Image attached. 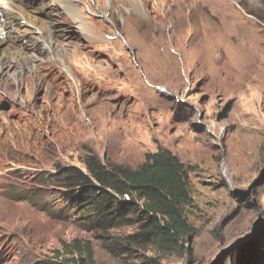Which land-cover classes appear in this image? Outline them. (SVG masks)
<instances>
[{
	"label": "rangeland",
	"instance_id": "rangeland-1",
	"mask_svg": "<svg viewBox=\"0 0 264 264\" xmlns=\"http://www.w3.org/2000/svg\"><path fill=\"white\" fill-rule=\"evenodd\" d=\"M27 1L36 26L17 20L33 32H13L22 47L0 59V264H76L75 244H89L93 264H211L260 222L224 262L238 264L264 241V183L246 193L264 170V0H219L222 16L204 0H142L144 17L121 0ZM159 150L189 173L195 232L182 257L111 253L52 184L57 167L85 172L93 152L135 169Z\"/></svg>",
	"mask_w": 264,
	"mask_h": 264
},
{
	"label": "trees",
	"instance_id": "trees-1",
	"mask_svg": "<svg viewBox=\"0 0 264 264\" xmlns=\"http://www.w3.org/2000/svg\"><path fill=\"white\" fill-rule=\"evenodd\" d=\"M82 165L85 172L57 167L59 175L52 184L77 202L78 217L97 231L105 249L126 254L144 252L151 245L161 256L184 255V243L195 232L188 219L194 199L189 173L176 156L166 150L148 153L132 169L108 160L103 163L98 155L88 152ZM119 227L134 232L113 236L111 230ZM73 248L78 252L77 259L72 258L74 263L93 264L89 244ZM263 252L264 241L254 243L240 251L237 263L264 264Z\"/></svg>",
	"mask_w": 264,
	"mask_h": 264
},
{
	"label": "bare ground",
	"instance_id": "bare-ground-1",
	"mask_svg": "<svg viewBox=\"0 0 264 264\" xmlns=\"http://www.w3.org/2000/svg\"><path fill=\"white\" fill-rule=\"evenodd\" d=\"M121 1L123 2L124 5L128 4L130 7H132L133 12L136 14V16L144 17L146 15L142 0H121ZM163 1L164 0H154L153 4H154V6H159V3L163 2ZM206 1L209 2L210 7L212 6V8L215 11H217L219 14H221V16L223 15L224 11L226 10L224 3H222L219 0H204V2H206ZM26 6H29L32 8L31 2H28L27 0H0V47H2V49H3V51H2V49H0V59H2L3 56H5V53H7V52L8 53H11V52L14 53V51L18 52V50L22 47L21 43H19L18 45H15L13 42H8V40L10 39V36L12 35L13 32L16 33L14 38H13L15 41L22 40V39L26 38L27 35H29L33 32V30L31 31L27 28L13 29L14 25H16V24L18 25L17 20H20V19L26 20L25 22L27 24L33 26V28L36 26V21H37L36 19H33L31 21L27 20V17L28 18H30V17L27 14ZM78 22L81 24H79ZM78 22H76V24L79 25L80 31L86 37V39L89 41V43L91 45H94L97 47L98 44L102 43V40L98 36L99 33L97 31L93 32L91 30L92 29L91 27H89L88 25H86L84 23L82 24V22H80V21H78ZM41 25H42L41 29L43 30L44 29L43 24H41ZM44 30L47 31L46 29H44ZM3 32L6 35L4 39L1 38V35ZM31 45H32L31 46L32 50H34V51H36V49L38 50L39 46H38L37 42H34ZM42 46L47 51L46 45H42ZM76 49H77V46H74V48L72 49V53H74V51ZM42 51H44V50H41V52ZM46 51H45V53H46ZM14 54H16V52ZM35 56H36V54H34V52H33V55L31 56V58L37 59ZM5 57H7V56H5ZM9 66H10L9 64L8 65L6 64V66H4L5 67L4 69L9 68ZM2 70H3V66H0V75H2Z\"/></svg>",
	"mask_w": 264,
	"mask_h": 264
},
{
	"label": "water",
	"instance_id": "water-1",
	"mask_svg": "<svg viewBox=\"0 0 264 264\" xmlns=\"http://www.w3.org/2000/svg\"><path fill=\"white\" fill-rule=\"evenodd\" d=\"M263 183H264V170L260 174L259 181H255L254 183H252L249 186L246 193L250 192V190L253 189L254 187H256L258 184H263ZM259 226H260V222L255 223L253 225L251 234L249 236H247L245 239L238 241L237 243H234V244L226 247L225 249L221 250L220 253L216 256V258L213 260V262L211 264H224V262L233 253H235L238 249H241L242 247H244L246 244H248L249 242H251L253 240ZM190 239H191V237H189V240Z\"/></svg>",
	"mask_w": 264,
	"mask_h": 264
}]
</instances>
